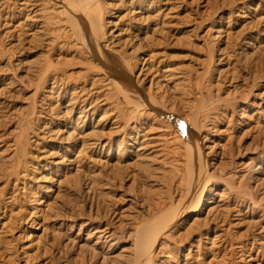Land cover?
Returning a JSON list of instances; mask_svg holds the SVG:
<instances>
[{
    "label": "rangeland",
    "instance_id": "rangeland-1",
    "mask_svg": "<svg viewBox=\"0 0 264 264\" xmlns=\"http://www.w3.org/2000/svg\"><path fill=\"white\" fill-rule=\"evenodd\" d=\"M93 1L99 51L54 0H0V264H133L184 189L149 97L194 115L211 176L150 264H264V0Z\"/></svg>",
    "mask_w": 264,
    "mask_h": 264
},
{
    "label": "bare ground",
    "instance_id": "bare-ground-1",
    "mask_svg": "<svg viewBox=\"0 0 264 264\" xmlns=\"http://www.w3.org/2000/svg\"><path fill=\"white\" fill-rule=\"evenodd\" d=\"M54 1L56 2V4H59L60 8L62 9L61 12L65 17L64 22L68 23L72 29H75L76 32L75 36H77L84 44L87 42L90 48L93 42L96 46L95 48H97L99 51L102 47L100 42L96 39L92 40L85 31L86 29L85 27L86 25H88L96 35L98 33L97 25L98 22L101 21V18L96 17L95 13L92 11V7L95 1L93 0H54ZM93 8L95 9V7ZM109 35H111L114 38L119 34L113 36V29H112ZM112 56H114V54ZM115 67L113 66L112 68L115 69ZM108 72L111 73L112 75L109 83H114V84L116 83V86L118 85L117 87H119V90L123 95L124 99L128 103H133L136 106V109L141 107V105L138 103L139 101L136 94L138 88L136 86L130 87L132 85L128 87L122 80L123 78L124 79L127 78V72L125 71V69L123 70V66H122V72L107 70L106 73ZM161 81H168V80H161ZM140 91L141 90H139V92ZM159 97L160 99L168 100L166 99L165 94L159 95ZM149 102H150L149 104L146 102L147 104H145L144 107L146 109H152L154 111L152 114L169 121L170 124L166 126L168 128L167 133L175 134L174 135L175 140L180 143L178 144V146L180 145L183 149L184 154H183L182 181L184 183L183 184L184 189L180 196L182 198L181 208L173 216H171L172 215L171 214L170 215L171 217H167V218L165 217L164 219L160 218V220H156V219L151 221L149 220L150 221V223L148 222L149 224L147 223V225L145 224L141 227H137L136 230L137 236L134 239V245H133L134 247L133 264H150L153 247L155 246L156 242L159 240L161 235H163L164 231H166L172 224L175 223V221L180 217L182 211L185 208L196 209L198 207L202 197V193L205 189L208 188L209 183L211 181V176L208 174L207 165L204 160L205 157L201 150V144L196 138L197 135L196 133L199 130L196 127V123H195L196 120L194 115L189 117V116H184L181 113L183 115L181 116L180 113H178L176 110L173 111L174 104L172 105L170 104L171 107L169 110H167L166 109L167 107L166 108L161 107L156 102L155 97H149ZM160 104H162V101L160 102ZM166 105L169 104L167 103ZM167 113H170L171 115ZM184 120L187 122V124L190 125L187 126ZM190 126L194 130H192ZM173 128L176 130V132ZM103 237L104 236H102L101 238Z\"/></svg>",
    "mask_w": 264,
    "mask_h": 264
}]
</instances>
